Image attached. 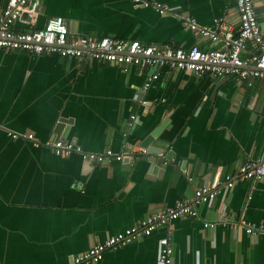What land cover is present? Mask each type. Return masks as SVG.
Masks as SVG:
<instances>
[{
	"label": "crops",
	"instance_id": "1",
	"mask_svg": "<svg viewBox=\"0 0 264 264\" xmlns=\"http://www.w3.org/2000/svg\"><path fill=\"white\" fill-rule=\"evenodd\" d=\"M156 1L172 13L131 0H30L15 28H39L59 15L73 33L208 50L219 44L173 12L204 25L224 17L239 28L234 0ZM4 5L0 0V13ZM255 7L264 31V0H255ZM148 71L0 48V264H72L74 255L191 197L217 173L264 156V79L247 85L230 75L198 76L165 66L143 91ZM9 131L41 141L62 137L86 151L143 146L156 132L149 147L172 161L164 164L153 154L93 165L78 152L58 155ZM199 210L201 219H174L107 250L94 264H159L164 237L174 248L173 264H264V231L203 225V219L232 212L264 228V180L255 187L239 181Z\"/></svg>",
	"mask_w": 264,
	"mask_h": 264
},
{
	"label": "built area",
	"instance_id": "2",
	"mask_svg": "<svg viewBox=\"0 0 264 264\" xmlns=\"http://www.w3.org/2000/svg\"><path fill=\"white\" fill-rule=\"evenodd\" d=\"M136 6L149 7L162 14L172 13L169 5L156 0H131ZM239 15V28L224 17H216L212 24H199L190 14L174 13L192 31L200 34L213 44L214 49H203L198 44L188 48L170 44L144 43L138 39L126 40L111 35L92 36L73 33L63 16L50 17L44 26L34 29H16L15 24L29 12L30 0H9L0 13V48L24 50L31 55L57 53L60 56L83 59H99L116 63L124 69L138 66L149 69L142 90L146 91L159 78L161 69L169 67L192 72L198 76L210 74L214 77L234 76L252 85L254 79H264V32L259 22L255 0H234ZM33 13V12H31ZM148 104V100H142ZM135 116L132 115L131 118ZM15 138L23 136L31 139L36 146H47L58 155L80 153L90 164L122 161L126 157L141 158L153 155L149 147H129L122 151L106 148L103 151H86L81 145L62 137H53L45 141L35 138L33 133L9 131ZM163 163L172 161L165 152H155ZM186 171V169H184ZM191 180L192 178L189 177ZM251 180L253 187L264 180V156L255 160H245L236 170L223 175L217 173L211 183L194 188L191 197L183 198L175 206L166 207L152 213L113 235L104 241L92 245L72 257V264H94L100 261L107 250L126 245L141 237L148 236L158 227L168 224L179 217L189 216L201 219L200 206L211 203L225 188L231 190L242 180ZM249 199L251 196L248 197ZM243 228L247 233L263 232V226L257 225L243 213L235 215L224 212L215 220L203 219L206 228L217 225ZM174 248L168 237L161 239L159 264H173Z\"/></svg>",
	"mask_w": 264,
	"mask_h": 264
},
{
	"label": "water",
	"instance_id": "3",
	"mask_svg": "<svg viewBox=\"0 0 264 264\" xmlns=\"http://www.w3.org/2000/svg\"><path fill=\"white\" fill-rule=\"evenodd\" d=\"M9 0H5V5L4 6H6V4H7V2H8ZM262 31H263V29H262ZM264 32V31H263ZM156 134V132H154L152 135H150L148 138H146V140H144L143 141V143H142V145L143 146H145V147H149V146H151L152 145V138H153V136ZM152 151H153V154H155V150L153 149L154 147H149ZM149 155H146V156H144V157H148Z\"/></svg>",
	"mask_w": 264,
	"mask_h": 264
}]
</instances>
